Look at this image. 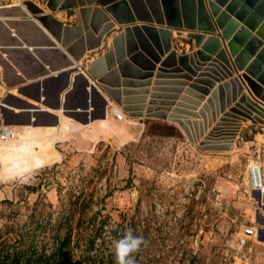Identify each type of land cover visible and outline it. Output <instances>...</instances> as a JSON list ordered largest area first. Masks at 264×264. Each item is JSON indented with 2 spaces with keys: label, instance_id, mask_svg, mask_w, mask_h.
Instances as JSON below:
<instances>
[{
  "label": "rangeland",
  "instance_id": "374dc122",
  "mask_svg": "<svg viewBox=\"0 0 264 264\" xmlns=\"http://www.w3.org/2000/svg\"><path fill=\"white\" fill-rule=\"evenodd\" d=\"M31 1L49 12L47 0ZM25 2L0 0V264H36L68 236L69 264H115L112 241L129 228L148 242L137 264H264V207L246 177L256 156L264 161V126L248 121L229 149L200 150L170 127L142 130L131 117L85 127L66 118L61 131L60 122L5 121L2 102L20 107L9 90L28 100L12 82L35 77L36 57H51L19 47L46 43L21 20L36 19Z\"/></svg>",
  "mask_w": 264,
  "mask_h": 264
},
{
  "label": "water",
  "instance_id": "95a60500",
  "mask_svg": "<svg viewBox=\"0 0 264 264\" xmlns=\"http://www.w3.org/2000/svg\"><path fill=\"white\" fill-rule=\"evenodd\" d=\"M141 1L147 2L151 16L140 18L137 15L136 4ZM86 4L95 6L84 8ZM25 6L27 11L36 15V19L25 14L21 20L32 23L44 33L51 44L44 45L43 48L51 47L59 51L68 61L63 67L65 70L62 71L67 78L57 93L55 106L60 105V93L69 83L70 73L80 70L78 75L82 77L81 75L85 73L97 80L102 90L126 116L140 118V122L142 118L175 122L191 143H199L197 147L200 150L229 149L243 122L250 121L264 126V0H152L151 2L150 0H47L46 7L49 12H45L31 0H26ZM78 6L82 8H77ZM100 6L104 9L101 10ZM73 9L77 15V23L74 25H64L53 14L59 10L67 12ZM91 11H93L91 24L93 29L80 40L70 44V40L81 33L82 26L85 25ZM125 13L128 16L123 17ZM110 16L123 27L122 30L118 29V33L111 37L105 52L93 58L85 70L80 69L78 63L86 51L100 48L102 42H108L109 32L114 26ZM102 20L105 24L100 27ZM151 23L158 26H152ZM171 27L187 31L186 37L193 41L194 47L198 50L180 54L171 49ZM19 47L31 53L38 48L36 45L23 44ZM165 53H167L165 64L175 60L187 68L186 62L195 64L194 59L198 62L206 61L210 55H214V59L202 70L203 74L200 76L211 79L212 82L204 80L211 87L214 86L213 81L219 79V75L231 78L214 88L201 110L197 112H193L196 105L187 108L189 109L187 112L180 110L179 105L173 110L163 106L155 108L154 99L159 97V91H162L157 82H154L148 105L144 106L142 101L141 105L133 106L130 99L126 98L132 92L129 88L149 86L154 69L152 63L157 62L159 56ZM126 56H128L127 60H125ZM116 63L118 64L116 71H119L124 79L122 87L125 88H122V95L125 98L123 99L116 90L120 85H116L115 70H112ZM163 67L165 66L160 65L157 69L155 73L157 79L165 77L163 73L166 72ZM233 67L237 73L242 71V74L232 76ZM132 79L137 81L132 82ZM142 79L148 80L142 81ZM31 80L33 83L17 88L18 93L34 101L40 100V93L36 95V76ZM85 84L90 85L86 78ZM188 88L185 94H192V85ZM92 89L90 87L89 91H85V106L88 105L87 98L90 97L91 92L96 94V90ZM143 89L140 92L144 94L148 92V88ZM208 92H202L203 96H200L199 100H203ZM7 93L6 97L14 100L20 107L16 111L3 105L5 102L1 103L6 122L31 126L59 125L60 118L57 115L14 96L10 90ZM232 102L234 104L230 106ZM102 103V112L96 117L97 119L106 118L107 102L104 98ZM213 103L214 111L212 110L209 115L208 109ZM44 113L50 114L46 122H42L38 117ZM188 117L201 118L202 121L190 120ZM216 117L219 118L218 122L211 127L208 121ZM87 123L90 121L88 120ZM208 127H211V132H223L222 137L213 138L211 133L203 136V131ZM211 137L212 140L209 141Z\"/></svg>",
  "mask_w": 264,
  "mask_h": 264
},
{
  "label": "crops",
  "instance_id": "0c3cea01",
  "mask_svg": "<svg viewBox=\"0 0 264 264\" xmlns=\"http://www.w3.org/2000/svg\"><path fill=\"white\" fill-rule=\"evenodd\" d=\"M152 0H150L151 2ZM147 2L145 1H141L139 3L136 4V11H137V15L140 18H144V17H148L151 16V12L149 9V6H147L148 4H146ZM95 4V3H94ZM88 6H95V5H84L83 7L86 8ZM43 8V7H41ZM82 8V7H80ZM44 9V8H43ZM100 9L103 10L104 7L100 6ZM46 10V9H45ZM47 12V11H46ZM124 13V11H122ZM62 14L69 16L70 19H73L72 21H68L65 20L61 17H59V13H53L54 16L61 21L64 25H74L77 23V15L75 12V9L71 10V12H61ZM133 14V12H131ZM93 11H91L86 19V23L84 26H82V31L80 34L75 35V37L72 38V40H70V44L75 43L76 41L80 40L81 38H83V36L90 30H92L93 28L91 27L92 24V17ZM125 16H128V14L125 13ZM104 19V18H103ZM110 19L112 21H114V19L110 16ZM105 21L100 23V27H102V25L104 26ZM138 25H140V23L137 22ZM152 26H158L155 23H151ZM122 26L118 25L115 21H114V26L112 27V29L110 30V35L108 38V42L104 43L102 42V45L100 48H97L95 50L92 51H86L84 57L82 58V60L80 61V63H78V65L80 66V69L85 70L86 67L88 66V64L91 62V60L93 58H95L96 56H98V54H100L101 52H105L109 46V42L111 40V37L116 35L118 33V29L122 30ZM38 29V28H37ZM39 31H41L40 29H38ZM176 32H178V34H176ZM42 35L45 37L46 39V43L42 44L40 42H36V47H38L36 49V51L38 49H42L44 47V45H49L51 44L46 36L44 35V33L41 31ZM170 34H171V49L175 50L178 53H191L193 51L198 50V48L194 47L193 41L191 42L187 37V31L185 30H177L174 27L170 28ZM146 38V37H145ZM159 39V38H158ZM160 42V41H158ZM47 51H49L51 57H36V73L34 74V76H36V95L38 93H40V100H36L39 103L36 104L37 107L46 110L48 112H50V114H55L57 115L60 119V128L59 130H67V127L64 126V119H68V123L70 125H78V126H84L87 125L86 122L89 120L90 123H95L97 122L99 119H97L96 117L99 116L102 112V98H104L107 102L106 106H105V114L107 117H109V122L110 121H115V122H120L123 120H117L115 119L112 114H111V107L112 106H117L116 103L102 90V88L100 87L99 82H97V80H94L93 78H90L89 76H87V74L83 73L80 77L78 75V72L80 70H75L73 72L70 73L69 75V83L65 86V88L61 91L60 93V105L59 106H55L56 103V98H57V93L60 90V88L64 85L65 80L67 78V75L62 73L63 70H65L63 67L65 66V64H67V60L64 58V56L62 55V53H60L59 51L49 47V48H43ZM23 51H26L24 49H22ZM139 50V49H138ZM28 52V51H27ZM31 53V52H30ZM123 54L125 55V51H123ZM135 53H133L134 55ZM132 55V56H133ZM167 53H165L164 55H160L159 59L157 62L152 63L154 66L153 69V75L150 77V84L147 87H130L129 89L132 91L130 95H128L126 98H129L132 105L133 106H138L141 105V102H143L144 106L148 105V101L150 100V94L152 92V88L154 87V82L159 83V88L162 91H159V97L155 98L154 100H156V104L154 105L155 108L156 106H163L165 108H169L171 110H173L177 105H179L181 107L180 110H184V112H187V108L193 107L195 106V109L193 112H197L198 110H201L202 105L205 103V100L210 96V92L216 88L217 86L223 84V82L228 81L231 77H221L219 75V79H215L214 82V86L211 87L209 86V84H206V82H204V80H210L209 82H212L211 79H208V77H200L203 73L202 70H204L205 68L208 67V65L210 64V62L214 59V55H210L208 60L206 61H200L198 62L197 59H194L195 64H191L190 62H186L187 67H183L182 65H180L177 61H173L170 64H165V60ZM128 59V56L125 57V60ZM117 61V58H116ZM160 65L165 66L163 67L166 73H163L165 77L162 78H156L155 77V73L157 72V69L160 67ZM118 64L116 63L113 66L112 70H115V74H114V79L116 80V85H120L118 87H116V90L119 91V96L123 99L125 98V96L122 95V80H124L121 76V73L119 71H116ZM134 66V65H133ZM135 69H137L135 67ZM139 70V69H137ZM16 72V71H15ZM18 76V72H16ZM232 76L234 75H239L242 74V71H238L233 67L232 70ZM85 78L88 79L89 81V86L85 84ZM148 79H142V81H146ZM137 81V79H132V82ZM40 84H39V83ZM33 83L31 78H25V77H21V75H19V77L12 82V88L14 87V85H17V88H20L23 85L26 84H31ZM193 87V91L192 94H185L186 90H189V86ZM91 87V90H93L92 88H94L96 90V94H94L93 92H91V95L89 98H87L88 101V105L85 106V100H86V93L85 91H89ZM143 88H148V92H146L145 94L140 92L143 91ZM247 90V89H246ZM206 92L209 91L207 95H204V99L203 100H199L200 96L202 95V92ZM244 92V91H243ZM15 96V95H14ZM18 98H21V96H17ZM23 100H25L24 98H22ZM28 100H30V98L28 97ZM26 100V101H28ZM32 100V99H31ZM34 101V100H33ZM35 101V102H36ZM160 103H162L160 105ZM166 104V105H165ZM234 104V102L231 103L230 106H232ZM63 105V106H62ZM213 108V109H212ZM227 109V107H226ZM214 111V103L212 104V106H210V108L208 109V114L211 111ZM50 114H40L38 117H41L42 119H40L42 122H46L49 120L50 118ZM210 115V114H209ZM94 120H91L93 119ZM190 120H196V121H202L201 118H195V117H188ZM218 117H216L215 119L210 118V122L211 123V127L215 126L216 122H218ZM142 122H140V118H132L131 120H128L129 122H133L136 123L140 126H142V130L145 129L146 124L148 123H161V124H167L170 126H173L179 133L180 135L186 137L184 135V133L182 132V130L180 129L179 125L175 122L169 121V120H163V119H158V118H142L141 119ZM77 122L80 124H77ZM82 122V123H80ZM249 124V122H243L242 125L240 126L238 132H237V136L239 134H242V130L244 129V127H247V125ZM90 125V124H88ZM50 127V126H47ZM144 127V128H143ZM211 127H208V129L205 131H203V136H206L207 134L211 133L213 136L215 137H222V133L220 131H216L217 133L211 132ZM197 131V129H196ZM141 132V131H140ZM64 133V132H63ZM203 138V137H202Z\"/></svg>",
  "mask_w": 264,
  "mask_h": 264
},
{
  "label": "built area",
  "instance_id": "2783aa9c",
  "mask_svg": "<svg viewBox=\"0 0 264 264\" xmlns=\"http://www.w3.org/2000/svg\"><path fill=\"white\" fill-rule=\"evenodd\" d=\"M110 112L117 120L127 121L130 118L125 115L119 106H112ZM3 131H5L4 128H1L0 136H3ZM254 162L256 163L255 165L247 168L246 177L249 189L258 198V201L255 200V203L258 207L257 210H260V208L264 207V161L259 155L256 156Z\"/></svg>",
  "mask_w": 264,
  "mask_h": 264
},
{
  "label": "clouds",
  "instance_id": "9594fccd",
  "mask_svg": "<svg viewBox=\"0 0 264 264\" xmlns=\"http://www.w3.org/2000/svg\"><path fill=\"white\" fill-rule=\"evenodd\" d=\"M147 243L144 236L134 234L131 228L127 229L119 238L112 241L115 264H137L136 254L142 247H146Z\"/></svg>",
  "mask_w": 264,
  "mask_h": 264
},
{
  "label": "trees",
  "instance_id": "16d2710c",
  "mask_svg": "<svg viewBox=\"0 0 264 264\" xmlns=\"http://www.w3.org/2000/svg\"><path fill=\"white\" fill-rule=\"evenodd\" d=\"M150 124H153V125L161 127V128L170 127L172 130L177 131L173 126H170L167 124H161V123H150ZM169 136H173V135L170 134ZM66 241H67V243H66ZM65 243H66V245H68L69 236L67 238H65V240H63L59 244V246L56 248L55 253L51 254L48 258L42 257V256H39L38 258H36V264H69V262H68L69 257L67 255L66 251L64 250ZM86 260H87V258L85 257L83 259L75 261L73 264H87Z\"/></svg>",
  "mask_w": 264,
  "mask_h": 264
},
{
  "label": "bare ground",
  "instance_id": "6f19581e",
  "mask_svg": "<svg viewBox=\"0 0 264 264\" xmlns=\"http://www.w3.org/2000/svg\"><path fill=\"white\" fill-rule=\"evenodd\" d=\"M77 8H80V6H78ZM51 35V34H50ZM235 123V122H234ZM237 136V135H236ZM213 138H218V137H213ZM212 140V137L209 139V141H211ZM254 161V160H253ZM255 163V162H254ZM249 166V165H248ZM248 168V167H247ZM263 239H264V237H262Z\"/></svg>",
  "mask_w": 264,
  "mask_h": 264
}]
</instances>
